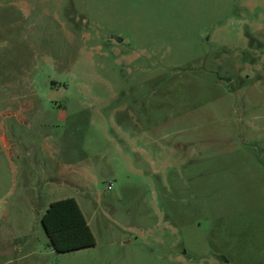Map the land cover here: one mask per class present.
Segmentation results:
<instances>
[{"label": "rangeland", "instance_id": "1", "mask_svg": "<svg viewBox=\"0 0 264 264\" xmlns=\"http://www.w3.org/2000/svg\"><path fill=\"white\" fill-rule=\"evenodd\" d=\"M0 262L264 264V0H0Z\"/></svg>", "mask_w": 264, "mask_h": 264}, {"label": "trees", "instance_id": "2", "mask_svg": "<svg viewBox=\"0 0 264 264\" xmlns=\"http://www.w3.org/2000/svg\"><path fill=\"white\" fill-rule=\"evenodd\" d=\"M42 222L57 251L81 249L96 244V236L74 196L51 201L42 215Z\"/></svg>", "mask_w": 264, "mask_h": 264}, {"label": "crops", "instance_id": "3", "mask_svg": "<svg viewBox=\"0 0 264 264\" xmlns=\"http://www.w3.org/2000/svg\"><path fill=\"white\" fill-rule=\"evenodd\" d=\"M77 200H78V202H79V204H80V206H81V208H82V210H83V212H84V208H83V206H82V204H81V202L79 201V199L78 198H76ZM85 214V213H84ZM87 217V216H86ZM87 219H88V217H87ZM88 222L91 224V222H90V220L88 219ZM89 247V246H88ZM0 264H4L3 262H0Z\"/></svg>", "mask_w": 264, "mask_h": 264}]
</instances>
